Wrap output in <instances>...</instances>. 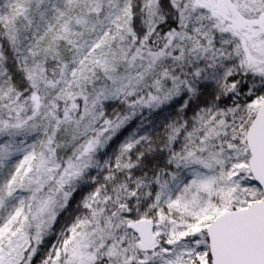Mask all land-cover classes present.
I'll list each match as a JSON object with an SVG mask.
<instances>
[{"label": "snow or ice", "instance_id": "1", "mask_svg": "<svg viewBox=\"0 0 264 264\" xmlns=\"http://www.w3.org/2000/svg\"><path fill=\"white\" fill-rule=\"evenodd\" d=\"M0 264H264V0H0Z\"/></svg>", "mask_w": 264, "mask_h": 264}]
</instances>
